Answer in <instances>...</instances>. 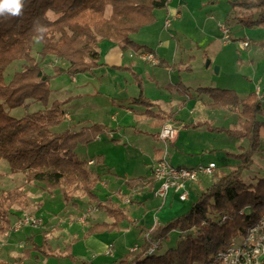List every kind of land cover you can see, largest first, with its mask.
Here are the masks:
<instances>
[{"label": "rangeland", "instance_id": "1", "mask_svg": "<svg viewBox=\"0 0 264 264\" xmlns=\"http://www.w3.org/2000/svg\"><path fill=\"white\" fill-rule=\"evenodd\" d=\"M184 1L187 3L188 9L193 11L194 14L192 16L187 10H182L183 20H173L170 14V28H164V26H162L163 18L160 16L158 17V13H162L161 11L165 13V8L157 9L155 11H157L156 20L158 22V27L155 30V34H153V36L147 35V38L143 39L145 40L143 42L151 45L152 48H156L158 44L157 40L160 39L164 41L162 38L167 37L169 40L172 39V43L176 41L178 44L185 47V50H183L184 55L191 50L192 53H194V57L191 58L193 60L189 70L187 68L178 69L177 66L172 65L174 69L169 70L171 75H169L168 72L167 80H163L159 83V75L161 76L164 72V67H156L153 71L154 77H156L157 80V85L155 82L148 84L147 82H149L150 79L147 78L148 80H146V78H144L146 84L143 85V94L145 86H152L155 88V90H150L153 99H155V96H163L162 98L171 96V94L176 91V89L174 91L170 90L176 86L172 85L175 81L182 80L183 82V84L179 83L177 85V89L183 88V85L193 87V90L188 95L189 98L192 96L191 99H187L185 94H181L179 91L177 92V94H180L182 97L181 102H189L188 106H186L187 108L185 110L177 112V119H172V121L167 120L168 122H172L178 130V137H176L178 139L174 147L169 149V153L171 154L170 157L168 152H165L155 160L153 158L155 149H164L163 144L154 137L157 130L154 128V117L152 119V117L146 114L148 119L146 123H149L150 118L152 122L151 125L145 126V123L141 125L140 123H135L119 127L114 124L115 119L110 120L109 118L113 115V110H115L116 107L113 108L112 111L109 110L108 113L106 111L107 114H104L110 121V124L105 123L104 125L106 126V130L101 132L100 135L98 134L95 141L87 145H79L76 149L78 156L81 154L83 157L92 158L93 161H95V156L98 154H102V157L104 156V166L100 165L101 167H97V172L101 173V176L96 181L94 189L96 190V194L103 198L105 196H111V189H120L122 195L120 197L116 196L117 204L121 199V202L125 204L128 198V200L132 199L134 201L138 197L128 193L127 189L129 188L124 182V176L145 175V178L146 176L152 177L150 167L161 157L163 158L166 156L168 161L173 165H185L188 167H194L212 160L217 165L216 171L221 170L224 172H229L233 168V165L237 163L235 159L226 155V152H241V149L246 148V146L244 147L243 145H248L249 138L241 137L240 135H228L225 131H220L218 129L220 127H225L238 131L240 127L236 119H238L239 108L233 107V109L212 110L206 105L210 101L208 95L204 94L202 99L196 100L195 90L198 87L215 86L230 89L235 91L239 98H245L249 94H256L264 111V99L261 96L264 94V46L261 45V43L264 42V27L244 24V22L250 18L256 16L259 9L233 8V0ZM177 3L178 0H171V2L168 0L167 5L176 11ZM229 15H231L230 18ZM234 20L240 22L234 23ZM224 28L227 29V32ZM173 30L176 32V37L171 38L170 33ZM157 33H159L161 37L158 36ZM137 36L138 34L135 36L136 39ZM136 42L137 44L141 43L140 41ZM244 42L247 43L245 47L242 46ZM109 43L112 42L104 40L99 43V51L101 52L100 62L102 63L104 62V54L102 55V53L109 50V47H107ZM39 49L40 46L36 43L31 49V55L37 61L40 60L39 64L44 71L52 76L49 81L51 92L49 94L48 104L44 105L41 102L26 100V105L13 107L11 109L6 108L8 114L15 118H21L26 113L30 112L45 111V109L49 108L55 101L58 103L63 102L61 107L64 108L67 100H69V98L66 100L65 97H67L71 91L80 89V91H83L86 95L79 96V98L73 102L74 107L70 111L72 115L71 122L77 124L79 121H87L92 125L94 123L93 121H96L93 116L95 106H99L103 109L108 103L102 96L98 94L93 95L94 90L111 94L114 84L109 80L113 74L115 76L119 75L126 77L128 81L127 85H132L134 83V77L130 72L124 71L122 73L115 69L113 65H101L99 66L100 68L97 67L98 70L95 68V70L77 73L73 76L67 72H62L54 76L53 67L57 65L65 66L66 64L63 62L60 64V61L55 57H45L42 59L38 55ZM156 50L158 55L161 56L160 54H162V51L159 49ZM207 61H209L208 66H206ZM144 62L151 65L154 64V62L147 60ZM215 67L218 68V71H215ZM21 68V61L12 63L6 70L5 81L7 82L12 74L15 71H20ZM142 69L147 70L149 67ZM134 72L137 73L136 71ZM148 73L149 75L151 74L150 72ZM168 82L172 84L168 86ZM105 83H107V87L109 85V88L105 86ZM81 84H83V86H81ZM157 86H160L162 90ZM134 89H136L138 93V89L136 87ZM183 89L187 91V88ZM132 90L130 89V91L127 92L128 96L132 94ZM108 96L111 97V95ZM136 97H138V94L133 98ZM196 103L200 105V111L198 113L189 114L188 110ZM127 107L131 108L133 111H137L141 108L151 110L152 108L142 103L132 102L129 103ZM227 110H230L232 114H229ZM201 116L209 117V119L200 122V126L193 127V119ZM233 116L235 119H233ZM65 118V115H63L60 125L52 128V131L59 132L64 129H70L68 128L70 127V121ZM257 118L263 122L259 128L260 150L254 153L252 158L253 162L249 169L242 172L243 180L248 185L255 184L258 179L264 178V115L259 114ZM167 121L161 123L159 130ZM78 128L79 127L76 126V129ZM158 132L157 138H159ZM96 165L97 164H95L94 168ZM88 168L91 172V178L96 177L97 175L94 170L90 167ZM107 169H109L111 173H107ZM212 179V176L200 175L196 183H191L189 185L191 190L188 200L180 201L170 192L164 201V205L163 199L154 196L153 191L156 186L154 183H151L148 187L149 189L146 188L145 190V205L138 214H144L146 221L152 220L150 228L152 227V223L155 225L163 218L178 216L186 212L189 208L194 198V192L205 189L210 185ZM102 181L106 183V185H104ZM150 189H153V191ZM8 190H17L20 193L26 194L24 207L22 206V209H20V206L12 205V208L9 210V228L7 232L0 233V260L8 264H80L74 259V256H80L79 259L96 261L95 264H114L113 261L116 258L127 251L135 249L143 241L142 235L139 236L134 227L128 228L130 225L122 223V232L120 229L119 231L114 230L111 232H94V237L108 244V248L103 255H98L93 249L85 247L84 251L81 247L82 241L89 236V234L85 232V229L87 226L92 225V221L97 216H100V219L105 217L102 213L103 211L99 209V205H95L93 199H89L86 195L78 192L70 202H65L57 189L47 190V188L40 186V184H36V182L26 180L24 174L11 172L7 161L0 159V196L1 193ZM16 196L17 194H14L12 198L17 200L18 198ZM76 202L79 203L76 205ZM72 203L76 205V208H80L81 213H83L82 215L79 216L73 213L74 211L71 208ZM93 209H96L94 213ZM21 211L28 216L39 219V224L36 226L32 224H23L19 229H16L14 225L20 218H23L22 214H20ZM70 211L72 215L68 214ZM85 213L87 217L84 215ZM78 216L80 222L82 221L81 216L84 218L86 217V219L88 218V224L82 225L79 223ZM179 235L177 231L170 233L169 240L163 244L162 249H159L160 252L165 250L168 246H174L176 244V238ZM45 242L50 245L53 250L60 252H55L57 254L53 253V255H45L41 251L45 246ZM69 246L74 250V253L72 252L74 258L62 253L66 249H69Z\"/></svg>", "mask_w": 264, "mask_h": 264}, {"label": "trees", "instance_id": "2", "mask_svg": "<svg viewBox=\"0 0 264 264\" xmlns=\"http://www.w3.org/2000/svg\"><path fill=\"white\" fill-rule=\"evenodd\" d=\"M167 2L25 0L22 17H0V159L7 161L11 172L24 174L26 180L49 190L57 189L65 202H70L77 192L93 199L94 204L99 205V209L112 221L90 226L86 230L89 236L94 232L119 231L122 222L137 228L140 233H147L148 237L140 245L116 258L114 264H208L212 256L224 249L232 237L244 233L246 227L264 212V178L248 185L242 177V172L251 166L254 153L260 150L259 128L263 122L257 116L264 115V111L257 95L239 98L235 91L220 87H198L195 90L198 95H208L210 101L207 106L212 110L239 108V130L225 127L218 130L228 135L248 137L249 143L239 153L226 152L237 163L229 172L216 171L215 168L210 185L194 192L186 212L159 220L151 228L138 225L117 203L100 201L93 191L98 177L91 178L87 161L77 156L78 145L95 141L97 135L106 130L104 125L93 123L78 131H52L62 122L63 102L55 101L43 113L30 112L21 118L11 116L6 108L26 105V100L48 104L52 76L44 71L40 60L37 61L31 55L36 43L40 46L38 55L42 59L55 57L60 64H66L54 66V76L62 72L73 76L91 71L102 65L99 51L101 41L115 43L121 51L149 50L133 42L130 35L154 23V11L165 8ZM232 7L259 9L258 14L244 24L264 27V0H233ZM261 45L264 46V42ZM20 61L21 70L15 71L6 82V70L12 63ZM157 65H165L164 60L159 59ZM113 67L128 71L134 77L139 95L129 98L130 102L153 106L143 96L142 80L137 73L128 66ZM145 113L150 117H161L159 113L148 109ZM167 116L165 118L175 120L173 113ZM200 125L196 123L193 127ZM151 181L138 177L126 180L125 184L128 188H143L150 186ZM14 194H17L18 201L12 198ZM25 201L26 194L17 190L1 193L0 233L7 232L9 228V210L12 205L22 209ZM223 215L227 218L222 220ZM173 231L180 234L176 244L160 252L159 249H162ZM155 242H158L157 248L148 253ZM41 251L45 255L60 252L53 250L46 242ZM62 253L75 257L70 246ZM74 259L80 264H95L85 259ZM0 264L8 263L0 260Z\"/></svg>", "mask_w": 264, "mask_h": 264}, {"label": "crops", "instance_id": "3", "mask_svg": "<svg viewBox=\"0 0 264 264\" xmlns=\"http://www.w3.org/2000/svg\"><path fill=\"white\" fill-rule=\"evenodd\" d=\"M170 2H171V0H170ZM166 6L167 7H165V9H164L165 10V13H163L164 11H161L162 13H158V17L160 16L161 18H163V24H162V26H164V28H165L164 22L166 20H169V25L166 26V28H168V27L170 28V25H171V23H170L171 20L169 18L170 14L172 15L173 20H176V19L183 20L182 10H185V11L187 10L191 16L194 14L193 11H190L188 9L187 3L184 0H178L177 10L176 11L173 10L172 7H168V5H166ZM154 16H155L154 23H152V24H150L148 26H144L138 32H136L138 34L137 39L135 38V36L137 35L136 33L130 35V38L133 41H135V42L136 41H140L141 43L140 44L138 43V44L148 47L149 50H146V51H134L132 49H129V50H126V51H121L118 48L117 44H115V43H109L107 45V47H109V50L107 52L102 53V55L104 54L103 55L104 62L103 63L100 62L102 64V66H104V65L105 66H108V65H113V66L114 65H117V66H128L133 71H136L137 72V74L140 76V78L142 80V84L143 85L146 84V82L144 81V78H146V80L150 79V81L147 82L148 84H152V83L155 82V84L157 85V83H156L157 80H156V77H154V71H153V69L156 68V67H164V72L162 73L161 76L159 75V83H161V81H163V80H167V73L169 72V70H173L174 69V67H172V65L173 66H177L178 69H180V68H184V69L190 68V66L192 64V60H193L191 58L194 57V53H192V50H191L187 54L184 55L183 54L184 53L183 50H185L184 49L185 47L181 46L176 41H175V43H172V41H171L172 39L169 40L167 37H164V38H162L164 41H162L160 39L157 40L158 41V44H157L156 48H152L151 45L143 42V41H145L143 39L147 38V35L153 36V34H155L156 28L158 27V22L156 20L157 11L154 12ZM230 16L231 15H229V18H230ZM233 22L235 23V22H240V21H235L234 20ZM157 34H158V36H160L159 33H157ZM170 36H171V38L172 37H176V32H174V30H173L170 33ZM139 39H141V40H139ZM156 49H159V50L162 51V54H160L161 56L158 55ZM144 53H151L157 59V61L159 59H163L165 65H163V66H158L157 64L151 65V64H148V63L144 62L141 59V55L144 54ZM100 57H101V52H100ZM148 67H149V69H147V70L146 69H142V68H148ZM98 68H100V67H98ZM98 68H97V70H98ZM134 69H136V70H134ZM118 71H120V70H118ZM142 71H148V72H150L151 73L150 75H151L152 78L150 77V75H149L148 72H142ZM120 72L123 73L124 71H120ZM168 74L171 75L170 72ZM109 81H111V83L114 84L113 91H112L111 94H108L107 92H99L97 90H94L93 95L98 94V95L102 96L105 100L108 101V103H107V105H105L103 107V109L101 107H99V106L98 107L95 106V111H94L93 116L96 119V121H93V122L94 123H98V124H102V125H105V123L110 124V121L108 120L107 116L106 117L104 116V114H107L109 110L112 111L113 108L116 107L115 110H113L114 111L113 112V115H111L109 117L110 120H112V119L114 120L115 119V121H114V124L115 125H117L119 127L126 126V124H135V123H140V125L145 123V126L151 125L152 122H151V119L150 118H149V123H146L147 120H148L147 119V116H146V113H145L146 112V109L141 108V109H139L137 111H133L131 108L127 107V105L129 103H131L128 99L135 97L136 94L139 95V88L136 85V83L133 81L134 83L132 85H127V82L128 81H127L126 77L119 76V75H116L115 76L114 74L112 75V77H111V79ZM173 83L174 84H172L170 82L167 83L168 86H169V84L176 85L174 88H171L170 89L171 91H174L176 89V91H174L171 94V96H168V98L167 97L162 98L163 96L162 97L161 96H155V99H153V96L151 95L152 93L150 92V90H155V88H153L152 86L151 87H146V86L144 87V94H143L144 98L146 100L150 101L153 104V106H150V107H152L150 111L151 112H157V113H159L161 115L160 118H155L154 128L157 129V130H156V133H155L154 137L160 143L163 144L164 149H161V150L155 149L154 150V153H153L154 160L156 158L162 156L165 152H168V155L170 157L171 154L169 153V149L174 147V144L176 143V141L178 139V138H176L175 141H171V142H164V141H161L159 138H157V132H158V130L160 128L161 123H163L164 121H167V120H171L172 121L171 118H165V117H168L167 114L168 113H173L174 114V118L177 119L176 118L177 112H179L181 110H185L187 108L186 106H188V103L189 102L188 103L181 102L182 97L180 96V94H177V92L179 91L181 94L182 93L185 94V96H187V99H188L189 98L188 95L193 90V87L188 86V85H183L184 88H187V91L184 90L183 88H181V89L178 88L177 89V85L179 83L180 84H183L182 80L175 81ZM106 84L107 83H105V86L107 87ZM81 86H83V84H81ZM101 86H102V84H101ZM135 87L138 89V93L136 92V89H134ZM157 87L160 90H162L160 86H157ZM107 88H109V85H108ZM81 89H83V88H81ZM130 89L131 90L133 89L132 90V94H130L128 96L127 95V92H129ZM83 95H86L83 91H80V89H75L74 91H71L67 95V97H65L66 100L69 98V100H67V102L65 104L66 106H64L63 109H64V115L66 117L65 119H67V120L70 121L69 122V126L70 127H68V128H70V130H77L78 131L79 129H81L83 127L90 126V123H88L87 121H82V122L79 121L77 124L71 122L72 115L70 114V111L74 107L73 106V102L76 99H78L79 96H83ZM108 95H111V97H109ZM202 96L203 95H198L197 93L195 94L196 100L202 99L203 98ZM261 96L264 99V94H262ZM191 97L189 99H191ZM199 107H200V105L198 103H196L195 105H193L191 107L190 110H188V113L189 114L198 113L200 111ZM106 111H107V113H106ZM227 111L229 112V114L231 113L230 110H227ZM201 112H203V111H201ZM129 116H130V118H129ZM132 116H133V118H132ZM234 116H236V115H234ZM234 116H233V119H235ZM115 117H117V118H115ZM152 119H153V117H152ZM208 119H209V117H206V116L196 117V118L193 119L192 125H194L196 123H200L202 121H207ZM76 126L79 127V128L76 129ZM184 126L186 127L185 124H184ZM177 137H178V132H177ZM98 140H99V138H98ZM243 146L245 147L247 145H243ZM77 156H78V154H77ZM78 157L81 160L87 161V165H89L88 167H90L92 170H94L95 174L97 175L96 177H98L97 178V180H98L100 178V176H101V173H98L97 172V167H99L100 165L101 166H104L103 165L104 156L102 157V154L96 155L95 156V161H93L92 158L83 157L81 154H79ZM101 159H102V161H101ZM89 161H92V163L91 164H88ZM208 162H213V161L212 160H209ZM95 164H97V165L94 168ZM230 165H232V164H230ZM181 166H183V165H181ZM102 168H104V167H102ZM150 170H151V167H150ZM107 173H111V171L109 169H107ZM116 176H119V175H116ZM144 176L145 175H138V176H130V175H128L126 177L124 176V179H125L124 182L126 180H128V179L142 177L145 180H152L151 183H154L155 186H156L157 182L154 181L152 179V177L146 176V178H145ZM103 184L106 185V183H104V182H103ZM154 184H153V186H154ZM40 186H43V185H40ZM148 187L149 186H145L143 188L136 187V188H129V189H127L128 193H131V195L138 196L137 199L134 200V201L131 199V200H129V203H126V204H123L121 202L122 201V199H121V201L118 203V205L120 207L121 206H124V207H121V208L125 209L126 213L131 218H133L134 220H136L138 225L145 226V227H150L152 220H147L146 221L145 215L144 214L143 215L142 214H138V213H139V211L145 205V203H144V200H145L144 194H145L146 188H148ZM153 189H150V190L153 191ZM47 190H49V189H47ZM93 191H94L95 195L97 196V198L100 201L110 200L113 203H117L116 202V200H117L116 199V196L117 197H120L122 195L120 189H111L110 190L111 191V194H110L111 196H105L104 198L103 197H100L99 195H97L95 189H93ZM112 197H113V199H112ZM77 203H79V202H76L75 204L77 205ZM75 204L74 203L71 204V206H72L71 208L74 211V212L73 211L72 212L78 214L79 216L82 215L83 213H81L80 208L79 207L76 208L75 207L76 206ZM75 210H77V211H75ZM94 211H96V210L93 209V213H94ZM23 213L24 212L21 211L20 214H23ZM102 213L104 214L105 217H103V218L101 217L102 219H100V216H97L99 218L96 217L92 221V225H94L96 223H99L100 224L102 222L110 223L112 221L105 214V212H102ZM164 213H166V212H164ZM68 214L69 215H72L71 211ZM84 215H86V213ZM79 216H78V222L81 223L82 225H87L88 224V218L86 219L87 215H86L85 218L83 216H81L82 217L81 218V220H82L81 222H80ZM165 219H169V217H167ZM162 220H164V218L161 219V221ZM122 223H126V222H122ZM122 223L119 224V227H120L119 229H120L121 232H122V229H121V224ZM92 225L87 226V228L85 229V232ZM153 225L154 224L152 223V226ZM130 227H132V226H129L128 228H130ZM135 230L138 232L137 234L139 236L142 235L143 239L146 237L147 233H145V232L144 233H140L137 228H135ZM174 232H176V231H174ZM87 237H89V236H87ZM87 237L85 238V240L83 239V241H82V245L83 246L81 245V247L84 249V251H85V248H89V249H93L96 254L103 255L105 253V250H107V248H108V244H106L105 241H102L99 238L94 237L93 235H91L89 238H87ZM70 249H71V252L74 253V250H72L71 247H70ZM93 255H95V254H93ZM75 257L76 258H80V256H75ZM99 257H101V256H99ZM89 261H91L93 263L96 262V261H92V260H89ZM98 264H102V263H98Z\"/></svg>", "mask_w": 264, "mask_h": 264}, {"label": "built area", "instance_id": "4", "mask_svg": "<svg viewBox=\"0 0 264 264\" xmlns=\"http://www.w3.org/2000/svg\"><path fill=\"white\" fill-rule=\"evenodd\" d=\"M164 25L165 27L168 26L169 20H166ZM224 30L227 32V29L224 28ZM242 46H247V43L244 42ZM141 59L154 62V64L158 62L151 53L142 54ZM177 132L178 130L173 123L167 121L159 130L158 137L162 141H174ZM91 163L92 161L88 162V164ZM215 168L214 162L187 167L173 165L166 156L161 157L151 167L152 179L157 182L153 194L155 197L163 199V203L170 192L180 201L188 200L191 190L189 185L196 183L200 175L211 177ZM128 199L126 203H129ZM22 217L14 225L16 229H19L23 224H32L33 226L39 224V219L25 213L22 214ZM226 218V215L222 216V220ZM157 246L158 242H155L149 248L148 253L154 251ZM208 264H264V212L246 227L244 233L232 237L228 245L217 251Z\"/></svg>", "mask_w": 264, "mask_h": 264}, {"label": "clouds", "instance_id": "5", "mask_svg": "<svg viewBox=\"0 0 264 264\" xmlns=\"http://www.w3.org/2000/svg\"><path fill=\"white\" fill-rule=\"evenodd\" d=\"M24 6L25 0H0V17H22Z\"/></svg>", "mask_w": 264, "mask_h": 264}, {"label": "water", "instance_id": "6", "mask_svg": "<svg viewBox=\"0 0 264 264\" xmlns=\"http://www.w3.org/2000/svg\"><path fill=\"white\" fill-rule=\"evenodd\" d=\"M208 65H209V61H207V63H206V66H208ZM215 71H218L217 67H215Z\"/></svg>", "mask_w": 264, "mask_h": 264}]
</instances>
